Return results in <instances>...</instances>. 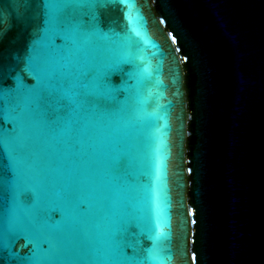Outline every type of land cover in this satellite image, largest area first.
<instances>
[{"label":"water","instance_id":"1","mask_svg":"<svg viewBox=\"0 0 264 264\" xmlns=\"http://www.w3.org/2000/svg\"><path fill=\"white\" fill-rule=\"evenodd\" d=\"M0 264H264V0H0Z\"/></svg>","mask_w":264,"mask_h":264}]
</instances>
